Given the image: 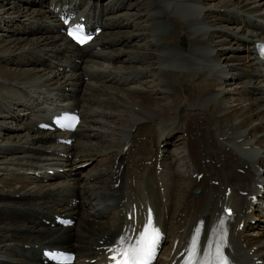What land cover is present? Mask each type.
<instances>
[{
    "label": "bare ground",
    "instance_id": "1",
    "mask_svg": "<svg viewBox=\"0 0 264 264\" xmlns=\"http://www.w3.org/2000/svg\"><path fill=\"white\" fill-rule=\"evenodd\" d=\"M13 1L0 3V25L5 19L10 24L19 21L30 8L23 3L33 2ZM124 1L45 0L43 7L30 9L19 30L5 37L0 32V195L16 197L4 200L9 214L0 215V264H44L28 257L35 245L76 250L102 245L118 227L114 219L97 215L114 217L122 197L127 202L125 212L143 205L144 191L134 190L147 177L146 192L166 233L153 264H168L181 228L190 227L197 218L209 226L224 202L233 209L225 244L227 262L264 264V222L260 223L264 221V77L256 69L253 53L254 40L264 39V0H219V5L214 0H134L126 6L137 12H125L121 21V13L113 11ZM65 5L93 26L107 29V37L102 29L91 43L75 47L59 29L55 8ZM140 10L146 17L143 32L134 35L147 41L141 46L148 50L143 53L151 56L154 67L120 70L103 65L118 57L116 46L95 47L130 41L133 35L119 26L131 24L142 15ZM217 22L235 27L217 26ZM27 25L31 27L27 33L36 35L23 34ZM224 41L228 46L217 48ZM228 49L243 55L227 63L233 57L225 52ZM87 62L95 66L88 67ZM148 72L153 74L145 80L143 74ZM188 86L191 96L185 97ZM65 95L95 113L83 127L95 139L107 138L103 147L83 139L69 145L54 139L53 145L49 141L56 136L53 131L36 132L37 122L43 119L36 103L56 102ZM115 105L124 109L117 111ZM126 114L124 122L112 123V117L119 120ZM139 136L144 146L136 144ZM104 153L108 154L102 163L100 157L90 166L96 169L100 164L96 171H88L92 156ZM54 163L67 170L63 185L39 180L58 174L44 170ZM84 168L83 183L91 180L78 194L83 183L76 179ZM180 170L195 175L180 176ZM198 172L202 174L196 178ZM196 187L198 193L193 192ZM65 193L84 204V209L63 205ZM31 207L76 215V226H65L58 234L55 227L35 223ZM256 225L260 229H250Z\"/></svg>",
    "mask_w": 264,
    "mask_h": 264
},
{
    "label": "snow or ice",
    "instance_id": "2",
    "mask_svg": "<svg viewBox=\"0 0 264 264\" xmlns=\"http://www.w3.org/2000/svg\"><path fill=\"white\" fill-rule=\"evenodd\" d=\"M69 35L80 43H84L90 39V37L82 35L80 29L70 31ZM261 51L264 53V46H261ZM160 239L161 234L159 229L153 226L150 216L143 232L140 233L135 243H128L127 246H123L125 242L121 238L120 243L122 247L116 250L112 259L115 260L116 264H152ZM185 264H228V262L220 248L216 249L215 257H213L211 245H209V250L205 256L201 257L199 241L197 236H194Z\"/></svg>",
    "mask_w": 264,
    "mask_h": 264
},
{
    "label": "rangeland",
    "instance_id": "3",
    "mask_svg": "<svg viewBox=\"0 0 264 264\" xmlns=\"http://www.w3.org/2000/svg\"><path fill=\"white\" fill-rule=\"evenodd\" d=\"M129 1V2H128ZM126 3H127V6H128V3H131V2H133L134 0H128ZM219 0H214L213 2L214 3H217L218 5L220 4L219 2H218ZM10 2H12V3H15V1H13V0H0V3H4L5 5H7L8 3H10ZM26 3V2H25ZM11 4V3H10ZM25 5L23 4V7H24ZM2 9H4V11H5V8H2ZM30 9L31 8H29V10L27 9L26 11H25V13H24V16H22V18L19 20V21H17L16 22V20H15V22L13 23V24H10V22H8V21H6V19H5V23L3 24V22L1 23V25H0V29H2V31L1 32H4L3 33V36L5 37L7 34H12V33H14V32H16V30H19L22 26L21 25H25L24 23H25V21H23V19L24 18H27V17H29V16H27L26 17V15L28 14V12L30 11ZM32 9H34V8H32ZM133 9H135V8H133ZM124 10V9H123ZM122 12V11H121ZM125 12H127V11H124V13ZM131 12H137L136 10H133V11H131ZM124 13H122V14H120V13H118V14H120V15H122V16H119L120 18H121V21L124 19V17L125 16H123V14ZM139 13H142V15H140V16H138V17H135V18H133L132 20H134L133 22H132V24L133 25H135L137 28H139L140 29V31L139 32H137L136 34H140V33H142L143 32V27H142V23L144 22V20H145V16L143 15V11H139ZM2 15H4V16H6V14H4V13H2ZM9 16L10 15H13V13H11V14H8ZM9 24H8V23ZM215 25H219V26H227V27H235V25L233 24V23H226V22H217ZM229 25V26H228ZM4 27V28H3ZM27 27H28V29H26V31H24L23 32V34H25V33H27L28 31H29V29L31 28L30 26H28L27 25ZM10 29H12V31H10ZM122 29H128V30H134V32H136V29L135 28H133V27H131V26H125V27H122ZM121 30V31H123V32H127L128 30ZM129 32V31H128ZM131 33V32H130ZM27 35H30L29 33H27ZM31 36V35H30ZM103 37H107V36H103ZM137 37H138V35H133L132 36V38H131V40L132 39H134V40H137ZM219 38H215V41L216 40H218ZM227 39H229L228 37H227ZM138 40H142V41H136L135 42V45H137V46H139L140 48H141V50H136V51H131L130 53H132V54H130V55H128L127 57H125V58H122L121 60H127L128 58H130L131 56H139L140 58H141V60L140 61H143V62H146V64H143V65H141V66H134V65H128L129 67L128 68H124V67H126L125 65H118V66H116V67H114V68H116V69H120V70H125V69H128L129 70V68H131V67H137V68H142L143 66H145V67H148V66H152V67H154V65H153V63H152V58H151V56H148V55H144L145 53H143V52H146V51H148V50H146V48H144V47H142L141 45H143V43L145 42L146 44H147V41L145 40V39H138ZM148 44L150 45V46H154V44H150L149 42H148ZM148 46V45H147ZM228 46V43H227V41H224V42H222L220 45H218L217 46V48H220V47H227ZM113 47H115V46H113ZM116 47H126V48H133L132 46H131V44H126V45H120V44H116ZM117 48H115L114 50H116ZM221 50V49H220ZM218 51L219 53H222V51ZM117 53V55H118V51H114V53ZM226 53H228V55H232L233 54V57L232 58H229L228 60H227V63L230 61V62H236V61H238V58L236 57V55H240V56H242L243 55V53L242 52H240V51H232L231 49H228V50H226L225 51ZM239 52V53H238ZM148 56V57H147ZM144 57V58H143ZM240 58V57H239ZM241 59V58H240ZM147 62H149V64H147ZM118 63V62H117ZM125 64H127V62H125ZM12 65H14V66H18V67H24L23 65H15V64H12ZM148 65V66H147ZM154 70V69H153ZM154 72V71H153ZM152 72H148V73H145V74H143V78H145V80H149V78H150V74H151ZM153 74V73H152ZM151 74V75H152ZM147 76H149V78H146ZM151 79V78H150ZM236 81V80H235ZM148 96V95H147ZM186 96H191V95H189L188 93H186L185 92V97ZM122 110V109H121ZM120 110V111H121ZM133 113V112H132ZM8 120V119H7ZM115 120H117V119H115ZM8 124H15V123H8ZM185 136V135H184ZM96 142V141H95ZM101 160V159H100ZM85 164V163H84ZM97 164V163H96ZM95 166H98L99 167V165H95ZM94 166V167H95ZM98 167H96V169L98 168ZM158 168V167H157ZM90 170H88V171H90V172H94V171H96V170H93L92 169V167H90L89 168ZM78 171V170H77ZM83 176V175H82ZM74 177H76V175L74 176ZM162 190V189H161ZM5 202L4 201H2V204H1V207L2 208H5L6 209V205H3ZM89 222L90 223H97L98 222V220H96V222H93L92 220H89ZM240 241L242 242V246H243V244H245V245H247L246 243H244V239L243 238H241L240 239ZM5 241H2L1 242V244H3ZM6 242H7V240H6ZM244 247V246H243Z\"/></svg>",
    "mask_w": 264,
    "mask_h": 264
}]
</instances>
